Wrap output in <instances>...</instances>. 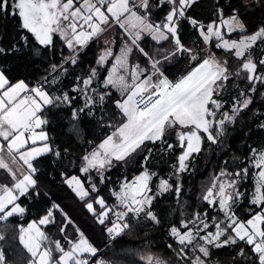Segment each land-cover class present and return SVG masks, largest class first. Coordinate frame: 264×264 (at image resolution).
Wrapping results in <instances>:
<instances>
[{"label": "snow or ice", "instance_id": "6c2138e0", "mask_svg": "<svg viewBox=\"0 0 264 264\" xmlns=\"http://www.w3.org/2000/svg\"><path fill=\"white\" fill-rule=\"evenodd\" d=\"M195 2L155 0L153 5L152 0H0V14L18 17L20 28L33 37L35 55L39 56L42 49L54 47L57 37L70 50L62 63L50 65L52 73H66L65 64L77 65L79 53L89 42L101 38L113 24L118 25L126 37L118 52L114 53L109 47L99 56L97 64L101 66L111 58L107 75L100 77L95 68L90 69L86 77H77L72 88L74 95L63 90L58 95L51 91V86L59 82L58 75L30 86L24 80L12 83L0 68V169L11 177V186L0 185V220L25 213L26 209L17 201L37 187V168L32 161L47 153L57 157L61 155L48 143L45 126L49 121L45 109L70 108L74 121L72 129L78 133L81 113L94 115L97 109L103 112L105 101L111 99V92L106 90L115 89L119 93L120 98L113 101L119 110L118 125L113 126L110 121L102 124L108 128L114 127V130L82 157L81 173L94 171L101 184L105 182L104 171L112 166L114 160L128 159L142 150L146 142H159L169 151L181 149L177 172H186L189 170L188 162L194 154L202 151L206 142L216 144L220 141L226 125L234 124L240 113L253 103L252 96L241 91L233 99L231 107L225 110L227 101L221 93L226 91L230 78H241L243 74V79L251 85L248 89L251 93L258 92L257 84L264 86V59L254 61L251 55L258 45H264V27L247 33L238 9H233L226 18L223 9H219V22L204 25L187 15ZM260 2L264 3V0ZM164 5L169 7L163 18L152 20V7L163 8ZM182 20H187L197 29L206 45L215 40L214 47L234 55L240 61L238 69L230 71L228 61H220L212 53L197 60L199 54L181 43L179 30ZM145 33L157 43L169 41L174 45L173 49L161 53L164 61L188 54L189 59L197 60L196 66L180 79L170 80L163 70L161 59L154 58L141 47L139 42ZM232 33L241 35L238 39H232ZM21 39L28 43L27 36H21ZM105 43L111 42L105 40ZM134 51L147 58L146 63L150 67L142 68L140 63L130 64L129 58ZM2 54H5V49L0 47ZM78 99H83V106L79 108L75 107ZM260 127L264 128V124ZM172 138L175 143L170 142ZM250 156L253 158L252 167L258 170L255 172V190L250 203L259 211L252 209V215L247 220H241L236 214V206L244 196L239 185L251 175L249 168L241 167L230 174L221 171L202 199L210 208L222 214V218L209 217L207 212L195 213L188 219H181L179 226L170 225L169 235L175 238L177 247L174 253L178 259L186 264H208L211 249L243 242V245L251 247L259 264H264V148H251ZM152 175L145 170L133 181L124 182L119 191H112L111 194L117 199L114 206H108L101 196L93 197L100 208L99 212L92 202L86 203L99 224L104 225L106 220L109 221L110 226L106 227L109 239L115 240L127 234L141 218L157 225L161 223L152 210L155 196L149 195L152 192ZM225 176L228 179L221 182L220 177ZM91 179V175L86 176L85 180L72 175L65 183L84 200L92 193L99 192L96 184L90 183ZM85 183H89L90 187L86 188ZM172 188L168 180L161 181V192ZM175 191L178 196L180 188L177 186ZM53 209H59V205H53ZM109 213L113 214L114 220ZM55 222L53 210L50 209L38 221L21 228L20 242L30 254L29 264H89L90 258L97 257L99 248L78 228V239L63 236L67 248L60 240L50 241L40 226ZM65 227L60 226L62 234ZM167 247L171 249L173 245L168 244ZM54 252L59 255L54 256ZM189 253L192 255L189 256ZM239 254L244 255L243 248ZM4 259V253L0 250V264ZM141 259H146L147 264H167L153 255ZM92 264L110 262L97 260Z\"/></svg>", "mask_w": 264, "mask_h": 264}, {"label": "trees", "instance_id": "16d2710c", "mask_svg": "<svg viewBox=\"0 0 264 264\" xmlns=\"http://www.w3.org/2000/svg\"><path fill=\"white\" fill-rule=\"evenodd\" d=\"M155 5V0H152ZM168 5L163 8L153 6L151 9V19L159 21L168 10ZM223 9L224 16L232 14L233 9H238L241 19L246 25L247 33H252L260 27H264V3L253 1L247 3L246 0H196L188 9L187 15L203 23L204 25L218 20V10ZM18 17L0 14V47L5 49V54L0 55V66L8 75L11 81L25 79L30 84L40 81L51 72V64L62 63L63 57L69 55L68 50L59 39L56 38L55 45L50 50H41L39 56L34 53L35 41L31 35L20 28ZM117 38H125L123 30L116 27ZM181 43L192 49L193 41L200 44L196 49L197 60L206 57L214 51L217 55H229L230 53L220 48L214 47L216 41L211 44H204L199 32L187 20L181 21L179 30ZM240 33H232L231 37L240 36ZM21 36L28 37L25 44ZM144 47L153 52L155 58H159L163 64V70L170 78H177L184 74L197 60H192L193 64L187 69L184 65L187 54H181L168 61L162 59L161 53L171 50L174 45L169 41L157 43L147 35L143 39ZM101 48L99 40L91 41L80 53L77 65L65 64L70 70V76L64 78V82L54 86L52 91L66 90V84L75 75L86 76L90 69L96 68L98 54ZM159 50V51H158ZM193 50V49H192ZM234 59V56H232ZM106 75L103 70L100 77ZM251 85L248 82L247 95L252 96L253 103L236 118L234 124L226 125L224 136L216 144L206 142L202 151L197 154L193 165L186 172H177L179 148L171 151L165 150L159 142L153 144L146 142L142 150H138L131 157L124 161H117L116 166L110 168L105 175V182L101 184L95 172L90 174L81 173L83 166L82 157L91 151L113 128L102 126L111 122L116 126L119 121V110L113 103L117 99L114 94L111 99L106 100L103 112L97 109L94 115L80 114L79 128L77 133L72 129L74 123L71 109L66 106L51 107L46 109L49 123L46 129L50 133V141L54 151L61 153L60 157L53 153H47L38 157L34 164L38 168L36 177L38 184L36 189L31 190L26 196L20 197L18 202L25 207L24 215H14L8 218L5 224H1L0 230L3 234L2 248L5 261L8 264H29L30 254L19 240V226L21 223L32 219H40L48 210H53L55 217L54 224L44 226L45 234L50 241L60 240L66 248L63 236L71 239H78V228L96 247L101 248L108 239L106 227L110 226L106 220L104 225L98 223L96 217L87 209L86 203L94 202V196H103L108 206L115 205V198L111 194V187L116 186L122 174L127 180H132L146 168L157 170L154 176L152 189H156L158 177H168L173 188L156 197L152 205V210L157 214L161 223L154 224L150 220L141 218L134 223L131 231L119 236L104 250V255L112 264H147L146 259H141L150 254L172 262L173 264H186L185 261L176 257L174 249L177 245L175 238L169 235L170 225L179 226L181 219H188L195 213L207 212L210 217L216 214L212 208L202 199L206 190L213 182V177L222 168H237L248 163L251 148L255 144L261 145L262 130L259 127L260 116L264 114V86L257 84L258 92L248 91ZM77 108L82 106L78 99ZM87 112V110H85ZM115 113V115H114ZM101 116L103 120H101ZM170 142L175 143L172 138ZM149 149L151 150L149 152ZM147 160L145 157L149 154ZM79 175L84 180L88 175L94 176V182L99 185V192L92 193L89 197L81 200L79 196L65 183L71 175ZM90 187L89 183H86ZM246 184H250L248 181ZM180 188L177 196L176 187ZM36 193H39L37 195ZM250 195L247 193L244 199L236 207V214L241 220H247L252 215L255 205L250 203ZM53 205H59V209H53ZM97 212L100 211L98 205L94 203ZM115 208L114 210H116ZM259 208H256V210ZM62 210V211H61ZM109 217L114 220L112 213ZM71 223H68V221ZM66 225L65 231L60 232V226ZM172 244L173 248L167 245ZM243 248L244 255L240 250ZM213 253L219 256L220 264H259L256 256L251 251L250 246L239 242L237 245H228L220 249L213 248ZM59 255L54 252V256ZM192 254L189 253V256Z\"/></svg>", "mask_w": 264, "mask_h": 264}, {"label": "rangeland", "instance_id": "374dc122", "mask_svg": "<svg viewBox=\"0 0 264 264\" xmlns=\"http://www.w3.org/2000/svg\"><path fill=\"white\" fill-rule=\"evenodd\" d=\"M247 1V3H250L249 2V0H246ZM253 1H260V0H252V2ZM229 16V15H228ZM228 16H224L225 18L226 17H228ZM219 20H220V18L218 19V20H213V21H217V22H219ZM212 22V21H211ZM211 22H209V23H207V24H205V25H208V24H210ZM116 26L117 25H114L113 26V29H116ZM246 26V25H245ZM113 30H108L106 33H105V35L103 36V38H101V40L99 41V43L101 44V48H100V51H99V54L98 55H102L103 54V52H104V50L106 49V48H109V47H111L112 48V50H113V52L115 53V52H118V49L120 48V47H122V45H123V42H124V40L126 39V37L125 38H123V39H116V40H114V42L112 41L111 43H105V40H107L108 41V37H109V35L110 36H113L114 37V34H115V32H112ZM117 32V31H116ZM147 34V33H146ZM28 35H31V34H29V33H27V36ZM148 35V34H147ZM146 35V36H147ZM145 37H143V39H144ZM226 38H228V37H226ZM230 38H232V39H238L239 38V36H236V37H230ZM115 39V38H114ZM143 39L139 42L140 43V45H141V47H144V44H143ZM202 41H203V39H202ZM103 42V43H102ZM109 42H110V40H109ZM204 43V42H203ZM200 43L199 42H195V41H193L192 43H191V47H192V49H193V51L194 52H196L195 50H194V48L196 49V47H198V45H199ZM205 44V43H204ZM145 48V47H144ZM145 50L147 51V52H149V54L150 55H152V56H154L153 55V52L152 51H150L149 49L147 50L146 48H145ZM223 50V49H222ZM223 51H225V50H223ZM226 52V51H225ZM101 53V54H100ZM210 53H212V54H214L215 55V57H216V59H218V60H220V61H228V66H229V70L230 71H236L237 69H238V66H239V63H240V61L234 56V55H232V54H229V55H217L214 51H212V52H210ZM252 59L254 60V61H258L259 59H264V45H258L253 51H252ZM232 56H234V59H232L233 57ZM154 58H155V56H154ZM146 59L147 58H145V57H143V56H141L139 53H137L136 51H134L133 53H132V56L129 58V62H130V64H133V63H140V65H141V67L143 68V67H150V65L149 64H147L146 63ZM111 60V58H109V61ZM191 61H190V59H189V56H188V54H187V59L185 60V63H184V65L186 66V67H188L190 64ZM107 64L108 63H106L105 65H103V66H101L100 68H103V67H105V66H107ZM109 67H108V71H110V68H111V63L108 65ZM97 70V69H96ZM97 72H98V70H97ZM98 75L100 76V74H99V72H98ZM73 86V85H72ZM247 88H248V81L246 80V79H243V74L241 75V78H236L235 76H233V77H231L230 78V80L227 82V84H226V91H224V92H222L221 93V96H222V98L225 100V101H227V103H226V105H225V110H228L230 107H231V104H232V101H233V99H235L238 95H239V92H241V91H244L245 93H246V91H247ZM106 91H109V92H111V93H113L114 94V96H116L117 97V99H119L120 98V95H119V93L115 90V89H107ZM118 119L120 120V115H118ZM118 123H119V121H117L116 122V126L118 125ZM261 124H264V114H262L261 116H260V123H258V128L260 127V125ZM261 128V127H260ZM261 130H262V139H263V142H262V144L261 145H259V144H255L254 146H253V148H264V128H261ZM146 144V143H145ZM95 148V147H94ZM93 149H91V151H92ZM90 151V152H91ZM167 151H169V150H167ZM171 151V150H170ZM181 149H179V151L177 152V156H179L180 154H181ZM150 152V151H149ZM89 153V152H88ZM149 155H150V153L149 154H147L146 155V157H147V159H148V157H149ZM196 158H197V154H194V156H193V158H192V160H190L188 163H189V168L193 165V162L196 160ZM252 160H253V158L251 157V156H249V160H248V163L246 164V165H244V166H241V167H248L249 168V171H250V173H251V175L248 177V178H246V179H244L241 183H240V185H239V188H240V191H242L243 193H244V196L243 197H241V199H240V202L237 204V205H239L240 203H241V201L244 199V197H245V195L247 194V193H249V195H250V199H252V194L254 193V190H255V172L256 171H258L257 169H254L253 167H252ZM116 163H117V161H113V164H112V166H110V167H108L105 171H104V173H103V175L105 176L106 175V172L110 169V168H112V167H114V166H116ZM241 167H237V168H222L220 171H219V173L218 174H216L214 177H213V181L215 180V178L220 174V172L221 171H225V172H227V173H232V172H234V171H236V170H239ZM145 170H148L150 173H152L153 175H152V179H151V181H150V187H151V189H152V185H153V183H154V176L155 175H157L158 174V171L157 170H150V169H148V168H146ZM145 170H143V171H145ZM143 171L139 174V175H141L142 173H143ZM94 172V171H93ZM75 175V174H74ZM139 175H136L135 177H137V176H139ZM72 176V175H71ZM71 176H69V177H71ZM76 176H78V177H80V179L81 180H84L81 176H79V175H76ZM68 177V178H69ZM91 177H92V179H91V182L90 183H95L94 182V176L93 175H91ZM135 177L132 179V181L135 179ZM67 178V179H68ZM159 179H158V182H157V185H156V189H152V192L151 193H149V195H153V196H155V199L153 200V203H154V201L156 200V197L158 196V195H161L162 193H164V192H161L160 191V183H161V181L162 180H168V182H169V184H171V182H170V180H169V178L168 177H163V176H159L158 177ZM228 179V177L227 176H225V177H220V181L221 182H223V181H225V180H227ZM131 181V179L130 180H127V177H126V175L125 174H122L121 176H120V179H119V181L117 182V185L116 186H112L111 187V192L112 191H119V189H120V187L122 186V184L124 183V182H130ZM248 181H250V184H246ZM213 183V182H212ZM211 183V184H212ZM96 184V183H95ZM96 186H97V188L99 189L100 187H99V185H97L96 184ZM211 186V185H210ZM85 187L86 188H89L88 186H87V184L85 183ZM113 196V195H112ZM101 197H103V196H101ZM114 198H115V205L117 204V199H116V197L115 196H113ZM106 201V200H105ZM92 203H93V206H94V202L92 201ZM237 207V206H236ZM25 208V207H24ZM95 208V207H94ZM116 210H120L119 208H117ZM214 211H216V214H214L213 215V217H216L217 219H219V218H222V214H219L218 213V211L217 210H215V209H213ZM256 211H259V209H257ZM206 212V211H205ZM204 212H202L201 214H203ZM22 215H24V214H22ZM208 216L210 217V215L208 214ZM32 221H38L37 219L35 220V219H32V220H29L28 222H24V223H21L20 224V226H19V240H20V235H21V228H27L28 227V224L29 223H31ZM209 222H211V221H209ZM3 224H5V223H3ZM41 227V230L42 231H44V227H43V225L42 226H40ZM1 231V230H0ZM45 232V231H44ZM86 237V236H85ZM87 238V237H86ZM89 240V239H88ZM0 242L2 243V239L0 240ZM22 244V243H21ZM23 245V244H22ZM192 254V253H191ZM150 255H153V256H155V257H158V256H156L155 254H150ZM196 255H199V253H196ZM158 258H160V257H158ZM161 259H163V258H161ZM164 261H166L167 262V264H173L172 262L170 263V262H168L167 260H165V259H163ZM207 260H208V264H220V262H219V256L218 255H216L215 253H213V249H211V255H210V257L209 258H207Z\"/></svg>", "mask_w": 264, "mask_h": 264}, {"label": "crops", "instance_id": "0c3cea01", "mask_svg": "<svg viewBox=\"0 0 264 264\" xmlns=\"http://www.w3.org/2000/svg\"><path fill=\"white\" fill-rule=\"evenodd\" d=\"M115 24H113L112 25V27L109 29L110 31L111 30H113L112 32H115V34H114V37L113 36H110L109 35V37H108V41L110 40V42H114V40H116V39H118L117 38V33H116V29H113V26H114ZM118 26V25H117ZM116 26V27H117ZM105 35V33L103 34V36ZM146 33L144 34V36L143 37H146ZM103 36L101 37V38H103ZM101 38H99V39H97V40H101ZM115 38V39H114ZM90 43V42H89ZM103 43V42H102ZM101 54V53H100ZM99 56L100 55H98V58H99ZM98 60V59H97ZM190 65H192L193 64V61L190 59ZM110 63H112V61L110 60L109 62H108V64H107V66H105V67H103V68H100L101 67V65H99V64H97V62H96V68L95 69H97L98 70V72H99V74L103 71V70H105L106 71V75H107V73H108V65L110 64ZM190 65L187 67V69L190 67ZM64 67H65V65H64ZM0 68H1V66H0ZM65 68H67V72L66 73H64V72H59V73H52V72H50L47 76H45L44 78H42L40 81H37L36 83H34V84H30L29 82H27L25 79H23V78H21V79H17V80H14V81H12V83H15L16 81H18V80H24L26 83H28L30 86H35V85H37V84H39V83H42L43 81H44V79L45 78H47V79H49V80H51V78H52V75H58V77H59V82L58 83H56L55 85H52L51 86V89L54 87V86H58V85H60L61 83H63L64 81V78L65 77H68V76H70V70L68 69V67H65ZM6 74V73H5ZM166 74V73H165ZM7 75V74H6ZM167 75V74H166ZM8 76V75H7ZM87 76V75H86ZM86 76H82V75H74L73 77H72V79L69 81V83L68 84H66V92H69V94L70 95H74L75 93H73L72 92V88H73V84H74V82H76L77 81V77H86ZM168 76V75H167ZM169 77V76H168ZM47 86V85H46ZM52 91V90H51ZM54 94H59V91H52ZM113 93H111V95H112ZM80 101L82 102V106H83V99H80ZM106 102V101H105ZM76 107V106H75ZM45 111H46V109H45ZM45 115H46V117H47V119H48V116H47V114H46V112H45ZM45 130L47 131V133H48V136H49V141H48V143L52 146V144H51V141H50V133H49V131L46 129V126H45ZM53 148V147H52ZM35 161V160H34ZM34 161H32V163H33V165L35 166V164H34ZM13 167H16L15 165H13ZM36 167V166H35ZM37 168V167H36ZM37 170H38V168H37ZM3 184H8L9 186H11V177H10V175L5 171V170H2V169H0V185H3ZM17 203H19L18 201H17ZM20 204V203H19ZM21 205V204H20ZM21 207H23L24 208V206H22L21 205ZM26 212V211H25ZM36 220V219H35ZM37 220H39V219H37ZM44 227V226H43ZM3 264H8L6 261H5V259H4V262H3Z\"/></svg>", "mask_w": 264, "mask_h": 264}, {"label": "built area", "instance_id": "2783aa9c", "mask_svg": "<svg viewBox=\"0 0 264 264\" xmlns=\"http://www.w3.org/2000/svg\"><path fill=\"white\" fill-rule=\"evenodd\" d=\"M207 57V56H206ZM206 57H204V58H206ZM196 64H197V62L194 64V65H192V67H190L184 74H182V75H180V76H178L177 78H170V77H168L170 80H172V81H176V80H178V79H180L182 76H184L187 72H189V71H191L195 66H196ZM115 219V218H114ZM8 221V219L7 220H0V226H1V224H3V223H6ZM0 236H3V234H2V232L0 231ZM118 238V237H117ZM116 238V239H117ZM115 239V240H116ZM1 240V239H0ZM115 240H111V239H109V237H108V239H107V242L105 243V245L104 246H102L101 248H99V252H98V254H97V257H92V258H90V260H89V264H92V262L93 261H97V260H106V261H109L107 258H106V256L104 255V250H105V248H107L113 241H115ZM0 250H2L3 251V248H2V245H1V242H0ZM4 253V252H3ZM87 255V254H86ZM110 262V261H109ZM110 264H112L111 262H110Z\"/></svg>", "mask_w": 264, "mask_h": 264}, {"label": "water", "instance_id": "95a60500", "mask_svg": "<svg viewBox=\"0 0 264 264\" xmlns=\"http://www.w3.org/2000/svg\"><path fill=\"white\" fill-rule=\"evenodd\" d=\"M131 181H132V180H131ZM131 181H130V182H131Z\"/></svg>", "mask_w": 264, "mask_h": 264}]
</instances>
